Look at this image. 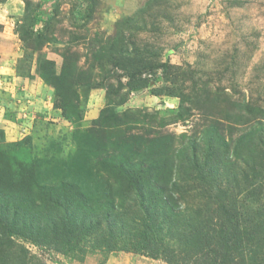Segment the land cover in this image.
I'll use <instances>...</instances> for the list:
<instances>
[{"label":"rangeland","instance_id":"1","mask_svg":"<svg viewBox=\"0 0 264 264\" xmlns=\"http://www.w3.org/2000/svg\"><path fill=\"white\" fill-rule=\"evenodd\" d=\"M238 101L264 109V0H0L1 165L39 188L0 264H256L220 260L221 205L264 233V118Z\"/></svg>","mask_w":264,"mask_h":264},{"label":"trees","instance_id":"2","mask_svg":"<svg viewBox=\"0 0 264 264\" xmlns=\"http://www.w3.org/2000/svg\"><path fill=\"white\" fill-rule=\"evenodd\" d=\"M244 102L238 101L231 103V109L233 110L234 119L233 123L236 124L238 122H246L245 114L248 112V121H257L260 124V120L264 118V109L258 106L254 107L253 105L246 104ZM216 130L217 129H214V131L209 132V149L211 148L212 151H215V149L223 147V149H225L227 153H231L229 147L227 146V142L225 139L226 136L217 134ZM166 157L159 156L158 158H156L150 156L144 162H138L137 164L131 162L129 167H132L134 169H142L139 172H143L145 170V172L147 173L146 175L151 176L157 175L160 171L163 170L166 165L171 164V170L172 172H174V170L176 169L175 167H177L174 165L175 156L171 155L167 158ZM2 161L4 162V159L0 157V260H5L8 258V255L11 254L10 251H8L7 253V250L13 249V242L10 236L17 231L14 228L16 226L12 225L13 219L11 217L16 214L19 209V205L22 207V211L24 213L27 212V207L29 205V209L34 208V202L37 200V197L35 196L39 194V188L37 187L35 181H33L31 178L23 176L21 174L15 175L10 171L2 168ZM123 174H127L128 177L132 176L133 178L135 176H138L134 173V171L130 170H128L127 173L125 172ZM138 177H135L133 180L136 179V181L138 182L140 180V178ZM205 177L207 181V175ZM48 190L49 189H45V191L47 192ZM256 195H260V191ZM44 198L48 197L45 196ZM101 204L102 203L99 202L96 206L101 207ZM107 206L113 209V206H115L113 203V199L109 198ZM237 207L238 206L236 204V201H234V203L229 207H226L225 205H221L220 207L219 217L221 216L224 221V224L222 223V228L225 227L229 229V234L223 235V239H221V247L224 253L221 255L219 252L213 251V253H215V260H218V255H221V261H226V263L233 262L234 260L236 261L237 259L232 253L242 250L244 244L243 241H245L247 242L246 246L250 245L247 248L249 255L254 257V259H250L253 260V263L259 264V257H263L261 259L264 260V233L262 232V230L257 231V233L252 231H245L242 226L243 221L239 215V209ZM250 212L253 213V211ZM206 218L207 219L203 224H207V221L210 220L209 216ZM257 226H259V224H257ZM67 232L70 235L75 233L76 236L81 237L80 240L84 236H90L88 234L90 231H87V229L84 228L83 225L82 228L76 230V232L71 230H68ZM94 238L97 237L95 236ZM150 242L151 241H148V243ZM210 254L211 253H209L208 257L210 256Z\"/></svg>","mask_w":264,"mask_h":264}]
</instances>
